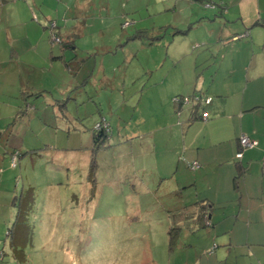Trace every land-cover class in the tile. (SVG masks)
Returning a JSON list of instances; mask_svg holds the SVG:
<instances>
[{"label": "rangeland", "instance_id": "obj_1", "mask_svg": "<svg viewBox=\"0 0 264 264\" xmlns=\"http://www.w3.org/2000/svg\"><path fill=\"white\" fill-rule=\"evenodd\" d=\"M65 1L38 0L44 3L42 10L31 7L29 15L22 4L20 10L15 3L0 8V264H244L246 251L227 250L225 262L219 263L217 242L206 239V250L198 234L186 231L169 247L163 211L174 198L169 190L175 169L168 172L169 179H159L157 152L146 135L163 114L147 89L149 71L157 67L152 82L170 67L166 53L175 48L169 45L173 36H216L234 29L230 24L239 17L228 12L236 0H71L76 1L71 11H59ZM7 14L11 24L4 22ZM201 21L206 23L202 29L187 32L188 25ZM177 29L186 32L181 35ZM57 32L64 41L71 35L75 47V52L66 50L68 67L56 59L51 67L49 55L45 61L37 55L27 58L43 67L37 84L52 97H20L3 81L4 69H16L24 58L5 61L15 48L9 36L44 33L54 52L61 46L51 43ZM17 64L25 70L24 62ZM186 65L193 72L194 61ZM80 67L78 83L71 84ZM114 77L118 84L112 85ZM20 105L26 114L18 110ZM99 121L108 125L109 138L95 152L91 185L86 175L92 129ZM229 128L233 126L224 123L217 129ZM214 169L210 178L219 173ZM185 170L186 178L194 176L195 171ZM29 197L23 222L15 226L19 207ZM169 215L175 220L174 212Z\"/></svg>", "mask_w": 264, "mask_h": 264}, {"label": "crops", "instance_id": "obj_2", "mask_svg": "<svg viewBox=\"0 0 264 264\" xmlns=\"http://www.w3.org/2000/svg\"><path fill=\"white\" fill-rule=\"evenodd\" d=\"M75 2L66 0L57 8L62 11L65 7L71 11ZM10 3L17 4L19 10L21 4L24 9L29 7L28 15L31 7L41 9L44 4L38 0H0V8H7ZM83 9L89 10L85 6ZM231 9L228 15L239 17L234 24L240 25L236 28L234 24H230L234 29L228 30L224 35L218 32L216 36L171 38L169 45H175V48H172L170 54L166 53V59L171 58L170 67L160 79L152 82L151 78L156 74L152 71H157V67L149 71L150 83L147 89L158 100L163 114L162 122L155 129L147 131L146 135L150 137L153 149L157 152L155 164L159 179H169L168 174L171 173L168 172L175 169L172 173L174 177L171 176L174 185L169 190L174 198H171V204L163 211L167 218V232L171 225L179 227L174 243L177 244L184 234L183 231H186L198 234V243H204L206 250L210 248L205 243L206 239L219 244L215 246L218 248L216 262H225L227 250L238 248L242 253L246 251L243 253L246 256L244 264H264V0H236ZM7 15L4 22L11 24L12 20ZM86 22L84 20V24ZM195 23L196 25H188L190 34L191 30L202 29L206 25L201 24L202 21ZM6 27L9 32L10 27ZM243 33H247V36H236ZM9 38L15 48H11L9 59L5 61L11 62L13 58L17 61L21 56L24 58L16 62V69L10 68V65L4 69L3 81L11 89L16 88L20 97L29 98V95L34 94H47L52 97L46 87L38 85L43 79L39 72L43 67L35 65V62L30 63L27 58L37 55V60L45 61L49 55L51 67L54 59L62 64L66 50L73 49L75 52L71 35H67L66 39L72 45L60 47L54 52L49 48L44 33L42 36ZM18 40H21L22 48L19 47ZM192 40L195 43L188 47ZM196 49H199L197 53L192 52ZM38 50L39 53L36 54ZM189 60L194 61L191 73L186 65ZM21 62L25 63L24 71L17 64ZM81 68H76L77 75L71 84L78 83L77 76ZM103 72L106 74L109 70L103 68ZM1 77L0 73V79ZM37 81L40 82L37 84ZM115 83L118 84V80L114 77L112 85ZM195 91L213 99L207 108V119L204 122H191V107L177 109L173 102L175 97H187ZM144 94L143 91L141 98ZM200 121L203 123H196ZM224 123H230L233 128L218 130L220 124ZM193 126H197V130L192 131ZM211 128L220 132L212 133ZM241 135L249 136L257 145L255 148L243 150L242 158L238 160L235 156L240 150L238 140ZM81 146L77 148H83ZM192 162H196L199 168L193 172L194 176L186 178L185 169L190 170L188 165ZM214 168L219 173L210 178ZM86 179L88 182V170ZM200 201L210 204L208 218L211 225H201L195 221L192 224L179 218L171 220L169 213L180 211V218H183L186 210Z\"/></svg>", "mask_w": 264, "mask_h": 264}, {"label": "trees", "instance_id": "obj_3", "mask_svg": "<svg viewBox=\"0 0 264 264\" xmlns=\"http://www.w3.org/2000/svg\"><path fill=\"white\" fill-rule=\"evenodd\" d=\"M200 1H202V0H200ZM212 5L216 7L215 4H212ZM212 5H209V6L211 7ZM189 28H190V26H188V29ZM185 32H186L185 30H180V29H177V31H176V33H179L181 35L183 33L185 34ZM187 32H188V30H187ZM53 34H54V36H51L52 37V40H51L52 44L58 43L59 45H61L60 47H62V46L68 47L69 46L68 44L70 42L67 39H66V41H64V39H62L59 36L58 32L53 33ZM236 36H239V35H236ZM243 37L244 36H242V35L239 36V38H243ZM132 38H135V36H133ZM63 63L65 64V66H68V63L65 62L64 60H63ZM39 96H40L39 94H34V95H29V98L30 97L38 98ZM195 98H197L199 100L194 101ZM207 98L208 97L202 96V93H200L199 91H195L192 95L187 96V97L177 96L174 98L173 102H174V105L177 109L183 108L185 105L190 106L191 107L190 121L194 122L195 120H201L202 121L203 116L207 115V113H206L207 108L213 100L212 98L209 97L210 101L208 103H206ZM185 101H187V104H185ZM24 110L25 109H23V107L20 106L19 111L24 112ZM26 110H27V108H26ZM26 110H25L24 114H26V112H27ZM20 115L21 116H19V117H22V114H20ZM97 124H102V122L99 121L98 123H96L92 129V149H91L92 154H91V159L89 161L90 163H89V167H88V181L91 183V185L94 184V177H95V171H96V164H95V159H94L95 152L98 151L99 149L106 147L107 141L109 138L108 137L109 131L107 132L103 128H100L99 130L96 129L95 126ZM27 199L25 201H23L24 205L21 204L19 207V211H18L17 216H16L17 218L15 221V226H19L18 223L20 222V224H22V222H23L22 217L24 216L25 212L28 210V207H29L28 205L31 202L30 197ZM209 205L210 204H208L207 202H203V201L195 203L192 206H190L191 209L186 210L187 213L183 216V218H180L182 215V213L180 211L175 212L174 213V215L176 216L175 220L177 218H179V219H181V221L186 220L187 222H191L192 224H195V222H198V224H201V225L202 224L206 225V226L211 225L209 218H208L209 217L208 213H210L209 212V210H210ZM172 218H173V216H172ZM171 220H173V219H171ZM175 220H173V221H175ZM178 230H179V227L177 225H171V227L168 230L169 247L170 248L174 245ZM28 234H29V232H28Z\"/></svg>", "mask_w": 264, "mask_h": 264}, {"label": "built area", "instance_id": "obj_4", "mask_svg": "<svg viewBox=\"0 0 264 264\" xmlns=\"http://www.w3.org/2000/svg\"><path fill=\"white\" fill-rule=\"evenodd\" d=\"M54 26V25H52ZM54 36V34L52 35ZM243 36V35H242ZM54 39V38H53ZM199 99L195 98L194 101H198ZM210 101V98H207L206 99V103H208ZM185 104H187V101H185ZM207 119V115H204L203 116V121H205ZM96 129H100V128H103L105 129L107 132L109 131L108 130V125L104 122H102V124H97L95 126ZM239 147H240V150L239 152L236 154L235 158L236 159H241L242 158V152L243 150H247V149H252V148H255L257 143L256 141L252 140L249 136H246V135H241L239 137ZM11 166L14 168L16 167V162L14 159H12L11 161ZM189 169L191 171H195L199 168V165L196 163V162H192L188 165Z\"/></svg>", "mask_w": 264, "mask_h": 264}]
</instances>
